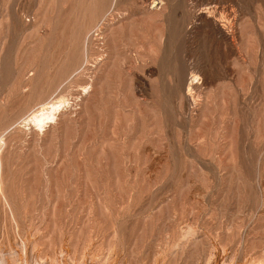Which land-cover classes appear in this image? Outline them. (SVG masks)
Listing matches in <instances>:
<instances>
[{
    "label": "rangeland",
    "instance_id": "obj_1",
    "mask_svg": "<svg viewBox=\"0 0 264 264\" xmlns=\"http://www.w3.org/2000/svg\"><path fill=\"white\" fill-rule=\"evenodd\" d=\"M1 261L264 264V0H0Z\"/></svg>",
    "mask_w": 264,
    "mask_h": 264
},
{
    "label": "bare ground",
    "instance_id": "obj_2",
    "mask_svg": "<svg viewBox=\"0 0 264 264\" xmlns=\"http://www.w3.org/2000/svg\"><path fill=\"white\" fill-rule=\"evenodd\" d=\"M113 1V0H112ZM109 4H110V2H109ZM112 5V2H111V4H110V6ZM110 6H109V8H110ZM112 9V8H111ZM107 10H110V9H107ZM107 12V11H106ZM108 12H110V11H108ZM107 15V14H106ZM106 15L104 16V18H102L101 20L99 19V22L97 23L98 25H96V28L97 27H99L101 24H103L104 22H105V18H106ZM110 15V14H109ZM111 17V16H110ZM112 19V18H111ZM109 21V20H108ZM95 27V26H94ZM101 27V26H100ZM96 28H95V30H96ZM103 28V27H102ZM86 30V29H85ZM101 31V30H100ZM77 33V32H76ZM91 33V32H90ZM90 33L89 32H87L86 33V35H85V37H88L89 35H90ZM93 33V32H92ZM96 34V33H95ZM94 34V35H95ZM93 35V36H94ZM98 35V34H97ZM99 35H100V33H99ZM74 36V35H73ZM96 36V35H95ZM96 37H98V36H96ZM84 39V38H83ZM82 39V40H83ZM85 40V39H84ZM85 43V42H84ZM85 46V45H84ZM76 47V46H75ZM90 47V46H89ZM82 48V47H81ZM80 48V49H81ZM87 47L85 46V48H83V50H84V52H85V54H87ZM90 49V48H89ZM65 52V51H64ZM85 54H84V56H85ZM100 56H102V55H100ZM65 59V58H64ZM81 59V58H80ZM63 60V59H62ZM72 61V60H71ZM84 63V62H83ZM73 65V64H72ZM82 67V66H81ZM50 68V67H49ZM55 68V67H54ZM75 68V67H74ZM73 68V69H74ZM80 68V67H79ZM78 68V69H79ZM74 71V70H73ZM52 72V71H51ZM61 74V73H60ZM67 76V75H66ZM70 77L71 76H69V79H70ZM68 79V78H67ZM67 81V80H66ZM57 82H59V81H57ZM43 84H44V82H43ZM61 85H63L62 83H60ZM61 85H58V88H59V86H61ZM41 88H43V86L41 87ZM57 88V87H56ZM67 89V88H66ZM62 90V89H61ZM57 90H55V92H56ZM55 92H53L52 94H54ZM60 93L61 92H59L58 93V95H60ZM62 95V94H61ZM50 96V95H49ZM52 96V95H51ZM45 102V101H44ZM64 102H65V99L64 98H62V97H60V98H58V100L56 101V102H51L52 104H51V106H49V107H47V108H45V110H43V111H40V113L39 114H34V115H32V117H31V120H32V122L38 127V128H40V127H42L43 126V124H44V122L46 121V120H49L50 118H52V116H53V114H54V112L55 111H57L58 109H59V107L62 105V104H64ZM2 103V102H1ZM47 103V102H46ZM45 103V104H46ZM39 104V103H38ZM44 105V104H43ZM41 106V105H40ZM1 264H3V261H1L0 262Z\"/></svg>",
    "mask_w": 264,
    "mask_h": 264
}]
</instances>
